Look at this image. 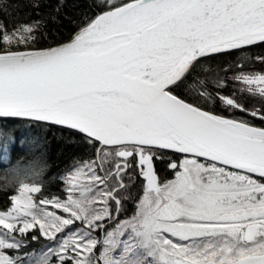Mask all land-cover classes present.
Listing matches in <instances>:
<instances>
[{
  "label": "snow or ice",
  "instance_id": "1",
  "mask_svg": "<svg viewBox=\"0 0 264 264\" xmlns=\"http://www.w3.org/2000/svg\"><path fill=\"white\" fill-rule=\"evenodd\" d=\"M99 7L70 42L46 49L41 21L0 23V117L63 126L96 153L61 177L64 196L26 182L42 166L15 171L0 264H264V128L177 94L202 60L264 44V0ZM253 59L264 63H244ZM235 79L264 105V75ZM219 100L264 121V106ZM168 153L174 179L161 182L155 164ZM137 177L143 195L120 221V193ZM29 234L49 243L26 253Z\"/></svg>",
  "mask_w": 264,
  "mask_h": 264
},
{
  "label": "trees",
  "instance_id": "2",
  "mask_svg": "<svg viewBox=\"0 0 264 264\" xmlns=\"http://www.w3.org/2000/svg\"><path fill=\"white\" fill-rule=\"evenodd\" d=\"M101 3L102 0H0V23L11 31L14 25L41 21L43 26L38 47H45L78 31L89 18H94L101 11ZM249 56H264V44L214 54L202 60L177 94L198 97L205 110L230 118L243 117L254 126L264 127V121L258 118L240 112L233 115L219 100L221 95L233 98L250 110L264 106L258 96L247 92L246 84L235 79L241 74L264 75V63L255 59L244 63ZM201 90L208 94L207 97L200 96ZM95 155L94 149L79 137L70 135L63 126L36 124L23 118L0 119V210L9 208L10 197L18 193L19 185L12 179L16 170L42 166L41 174L38 177L29 176L26 182L41 187L44 196H64L61 177L74 171L85 160L94 159ZM172 158L173 154L168 153L163 161L155 164L161 182L174 179V173L168 168ZM97 171L99 173V168ZM125 182L128 183L127 180ZM143 183L137 177L128 191L120 193L125 206V211L119 215L120 221L135 213L136 204L143 195ZM115 226L116 222L110 223L108 230H113ZM97 236L102 239V234ZM28 240L30 243L24 252L29 254L39 252L49 243L43 238L32 242L31 234ZM101 250L102 246H98L95 250L97 256Z\"/></svg>",
  "mask_w": 264,
  "mask_h": 264
},
{
  "label": "water",
  "instance_id": "3",
  "mask_svg": "<svg viewBox=\"0 0 264 264\" xmlns=\"http://www.w3.org/2000/svg\"><path fill=\"white\" fill-rule=\"evenodd\" d=\"M80 30V29H79ZM78 30V31H79ZM78 31H76L75 33H73L70 37H68V38H66V39H64V40H62V41H60V42H57V43H55V44H52V45H50V46H45V47H39V48H41V49H46V48H48V47H56V46H59V45H61V44H63V43H67V42H70V40L75 36V34L78 32ZM216 114V113H215ZM219 115V114H218ZM226 117V116H225ZM0 119H3L2 117H0ZM254 126V125H253ZM255 127H259V126H255ZM260 128H264V127H260Z\"/></svg>",
  "mask_w": 264,
  "mask_h": 264
},
{
  "label": "rangeland",
  "instance_id": "4",
  "mask_svg": "<svg viewBox=\"0 0 264 264\" xmlns=\"http://www.w3.org/2000/svg\"><path fill=\"white\" fill-rule=\"evenodd\" d=\"M16 195H19V192H18ZM122 239H123V237H122ZM101 251H102V250H101Z\"/></svg>",
  "mask_w": 264,
  "mask_h": 264
}]
</instances>
